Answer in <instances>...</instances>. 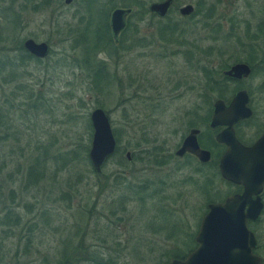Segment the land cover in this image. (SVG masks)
I'll list each match as a JSON object with an SVG mask.
<instances>
[{
    "label": "rangeland",
    "instance_id": "rangeland-1",
    "mask_svg": "<svg viewBox=\"0 0 264 264\" xmlns=\"http://www.w3.org/2000/svg\"><path fill=\"white\" fill-rule=\"evenodd\" d=\"M152 1L0 0L12 21L0 38V61L17 74L10 82L0 75V264H59L67 250V264H87L86 255L107 264H165L175 251L187 252L207 204L232 190L203 124L202 101L219 93L205 84L203 66L242 56L238 38L256 34L262 48L264 0H177L196 12L164 21L143 14ZM115 7L134 8L125 33L131 46L101 39L92 52V68L103 67L106 83L88 72L83 36L89 27L85 37L94 43L99 9ZM177 17L188 29L180 50L170 32ZM27 38L46 42L48 56L28 60L18 49ZM211 75L230 97L235 85ZM263 83L258 68L244 82L260 110ZM95 107L108 113L118 149L98 173L88 157ZM197 124L215 151L207 165L174 154ZM37 157L46 163L41 171ZM249 228L264 264V211Z\"/></svg>",
    "mask_w": 264,
    "mask_h": 264
},
{
    "label": "water",
    "instance_id": "water-1",
    "mask_svg": "<svg viewBox=\"0 0 264 264\" xmlns=\"http://www.w3.org/2000/svg\"><path fill=\"white\" fill-rule=\"evenodd\" d=\"M71 0H65L69 3ZM173 0H160L149 4L150 11L164 17ZM193 10L191 4L181 7L180 12L188 15ZM129 7L115 8L110 17L112 34L118 33L126 25ZM24 49L36 58L48 56L50 46L46 42H37L32 38L23 41ZM250 72L246 64L232 66L224 74L234 78L247 76ZM249 100L245 90L237 91L231 104L225 108L221 100L214 104L211 127L226 124L228 128L215 136L218 143H224L226 149L219 160L221 176L236 184H241V194L227 196L222 201L209 202L195 235L196 247L182 259H171L165 264H262L261 257L255 252L257 240L249 228V221L256 220L263 209L260 197L264 185V134L250 146H245L236 138L233 124L242 118L251 116L247 106ZM93 128L88 157L94 172H100L108 158L115 152V139L111 120L102 107H95L90 113ZM198 129H191L184 138L177 154H194L201 162L211 158L208 149L199 146ZM129 157L130 153H126ZM254 196V197H253Z\"/></svg>",
    "mask_w": 264,
    "mask_h": 264
},
{
    "label": "flooded vegetation",
    "instance_id": "flooded-vegetation-1",
    "mask_svg": "<svg viewBox=\"0 0 264 264\" xmlns=\"http://www.w3.org/2000/svg\"><path fill=\"white\" fill-rule=\"evenodd\" d=\"M72 1L73 0H71L69 3H66L64 0V3L68 5V4L72 3ZM157 1H160V0H157ZM152 2H155V1H152ZM152 2H150V3H152ZM150 3H148L147 7H145V6L142 7L144 9L143 14L144 15L150 14V16L152 18L157 19L158 21H164V20L168 19L172 14L179 15V17H181V18H190L196 12L193 4H191V3L179 4L177 0H173L167 14L164 17H161V16H158L156 13L150 11V9H149ZM186 4H191L193 6V10L191 11L190 14L183 15L180 12V9H181V7H183ZM115 8H117V7H115ZM115 8H113L112 11ZM129 8H131V12L126 16V25L118 33L116 39L112 34L111 25H110V17H111L112 11L109 13L106 10L102 11L99 9L98 13L100 16L102 15L103 18H102V16L101 17L99 16L101 18L102 24H101V26L99 25V27L96 28V31L104 33V34H101L99 38L105 39L106 41H108L111 44L113 43L114 46H118L120 43V38H123L122 39L124 41L123 43H125V44H123V46H124L125 50H128L129 46H131L129 44L130 37H125V33L129 30L130 17L134 14V8H132V7H129ZM262 11H264V7H263ZM172 21H173L171 23L172 27L170 28L171 37H172L171 39H172V42H174V44L176 46L175 49L180 50L178 46H179L181 41L183 42V40H184L183 34L188 29L184 30V29L180 28V24H179L180 20H178V17ZM260 31H261L260 36L262 35L261 36L262 38L260 37L262 39V48L261 47H259L260 49L257 48L258 46L255 43V39L258 40L259 37H255V36H257L256 34L247 36V37H249V39L254 37L250 40V42H248L246 38H245V41H244V38H242V39L238 38L237 47H236L235 51L237 52V55H242V56H238V57H236L235 60L233 59L232 61L228 60L224 56V59H221L220 61H218L217 65L211 66L210 68L207 65L203 66V71L205 72V82H206L205 84L207 85L208 88H215V90L219 91L216 98H213V99L207 98V99H204V101H202L204 104L207 105L206 113L203 117V124L206 127V131H207L206 135H208L209 138L212 137L213 140L218 145V149H217L218 151L217 152H219V153H217V156H216V157H218L217 161H216L218 171H219V167H218L219 166V160H220L222 154L224 153V151L226 149V145L224 143H218L215 140V136L218 133L226 130L228 128V126L226 124H222V125H219L216 127H211L209 124L211 117L213 115L214 104L216 103V101L221 100L223 102V105L225 106V108H228L229 105L231 104L232 100H233L234 94L239 90H245L249 96L247 106L251 109L252 114H251V116H249L247 118H242L233 124V130H234L235 136L241 144H243L245 146H250L254 142H256L258 140V138H260L264 134V108H262L261 110L258 109V103L254 97L252 90L248 86L244 85V82L256 71V68H258L261 71L264 69V20L262 21V28L260 29ZM141 38H139V40ZM142 42H143V44H141V45H145L147 43L146 40H145V44H144V41H142ZM185 42H186V46L188 48L187 50H185V53L188 56V54H189L188 50L190 49L189 47H191L192 44L187 39L185 40ZM106 46H110V45L106 44ZM176 50H175V52H176ZM225 52H227V51H225L223 49L219 50V53L221 55ZM226 57H229V56H226ZM207 63H209V62L207 61ZM205 64H206V62H205ZM237 64H246L250 69L249 74L247 76H242V77H238V78H234V77L227 76L224 74L225 71L229 70L232 66L237 65ZM214 71L221 73V79H220L221 81H223L226 84L233 83L235 85L234 87L228 89V90H230L228 92H231L230 97L227 94V92H224V93L222 92L223 90H225V88H223V87H225V85L224 86H221V84L218 85V83H217L218 80H215L214 79L215 77H213L211 75V74H213ZM226 86H228V85H226ZM262 88L264 89V83L262 85ZM260 111L262 114L260 113ZM193 128L198 129V133L196 134V136H197L199 146L201 148L208 149L211 152V158L207 162H201L194 154L187 152V151L181 155L177 154V150L182 145L184 138L189 134L190 130ZM201 132H203V130L201 128H199V124L194 125V126L189 128L188 132L182 138L181 143L177 146L176 150L174 151L176 159H178V160L194 159L201 165H207V164L211 163V161L213 160V155H214L215 151L213 148H211V149L207 148V146H205L204 143H202V141H201L202 136L201 135L204 133H201ZM129 157H130V155H129ZM129 157H128V159H129ZM219 174H220V172H219ZM220 177H221L223 183H225L226 185H228L229 187L232 188V190L224 198H226L227 196L233 195V194H241L244 191V187L241 184H236V183H233L229 180H226L221 176V174H220ZM260 197H261V200L263 202V209L261 211V214H262L264 211V185H263L262 191L260 192ZM222 200H220V201H222ZM256 240H257V238H256ZM256 248H257V246H256ZM256 248H255V252H256ZM262 264H263V260H262Z\"/></svg>",
    "mask_w": 264,
    "mask_h": 264
},
{
    "label": "trees",
    "instance_id": "trees-1",
    "mask_svg": "<svg viewBox=\"0 0 264 264\" xmlns=\"http://www.w3.org/2000/svg\"><path fill=\"white\" fill-rule=\"evenodd\" d=\"M3 1V0H2ZM2 8H0V38L2 39L3 37H2V34H3V32L6 30V27L8 28L9 27V25L11 26L12 25V21L10 20V18H9V15H8V13H7V11L10 9V6L8 5L7 7H3V6H1ZM8 19V20H7ZM6 21H7V23H6ZM99 27V25L96 27V28H98ZM87 31H89V27L87 28V30L85 31V33L87 32ZM162 32H163V30H162ZM85 33H84V44H85V46H86V52H89L88 53V55H87V57H86V63H87V66H88V68L90 69H88L89 71V73H90V71H91V73H92V75L94 76V78H96L97 80H105L106 81V83H108L109 82V80L107 79V77H108V74L104 71V69H103V67H101V66H98V68L95 70V69H93L92 68V66H93V64H92V62H94V60H95V55H92V52L94 51V50H96V49H98V45H100V41H101V38H99L100 37V35L101 34H103V33H101V32H99V31H96V41L94 42V43H92L91 41H88L87 40V38L85 37ZM98 36V37H97ZM97 42V43H96ZM18 49L20 50V52H22V54L28 59V60H31V59H37L36 57H34L33 55H31L30 53H28L25 49H24V47H23V44H22V42H19L18 43ZM39 59V58H38ZM8 60H6V61H3L2 63H1V61H0V75L3 77V78H5L6 80H7V82H10V81H12L14 78H16L17 77V74L15 73V70H16V68L15 67H13L12 66V64L11 63H8L7 62ZM92 64V65H91ZM6 82V83H7ZM105 83V84H106ZM99 85H100V83H99ZM212 143H213V146L214 147H218V145H217V143L213 140L212 141ZM206 146L208 147V148H210L211 149V147L210 146H208L207 144H206ZM118 149H117V147H116V150H115V152L114 153H116V151H117ZM75 153V152H74ZM45 156V155H44ZM43 156V157H44ZM46 156H48V153L46 154ZM52 158V157H51ZM53 159H58V156L57 157H54L53 156ZM63 159H65V157H63ZM37 163H38V165H39V171H41L42 169H44L45 168V166H44V164H46V163H44L45 162V160H42V159H40L39 157H37ZM59 164V163H58ZM62 165H64L63 163H61ZM93 170V169H92ZM216 200H212L211 202H215ZM251 221H254V220H251ZM191 239L192 240H190V242H191V246L190 247H187L186 248V251L187 252H190L191 250H192V246H193V244H195V238H194V235H191ZM187 252L185 253H180V252H178V251H175L174 253H173V255H172V259H174V258H177V259H182V258H184L186 255H187ZM72 257V255L71 254H69L68 253V250H67V252H65V254H64V256L62 257V259H61V261H60V263L59 264H67L68 262H69V259ZM86 258H89L88 260H87V264H107L106 262H103V260H101V259H97L96 257H93V256H88V255H86L85 256Z\"/></svg>",
    "mask_w": 264,
    "mask_h": 264
}]
</instances>
